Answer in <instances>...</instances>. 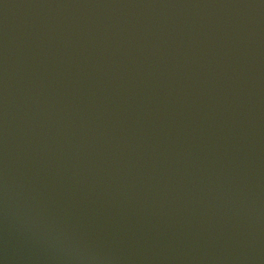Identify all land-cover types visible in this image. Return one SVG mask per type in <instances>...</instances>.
<instances>
[{"label": "water", "instance_id": "1", "mask_svg": "<svg viewBox=\"0 0 264 264\" xmlns=\"http://www.w3.org/2000/svg\"><path fill=\"white\" fill-rule=\"evenodd\" d=\"M0 264H264V0H0Z\"/></svg>", "mask_w": 264, "mask_h": 264}]
</instances>
